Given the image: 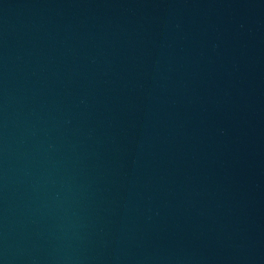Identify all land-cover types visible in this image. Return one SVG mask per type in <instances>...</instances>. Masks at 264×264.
<instances>
[{
	"label": "water",
	"instance_id": "95a60500",
	"mask_svg": "<svg viewBox=\"0 0 264 264\" xmlns=\"http://www.w3.org/2000/svg\"><path fill=\"white\" fill-rule=\"evenodd\" d=\"M0 264H264V0H0Z\"/></svg>",
	"mask_w": 264,
	"mask_h": 264
}]
</instances>
